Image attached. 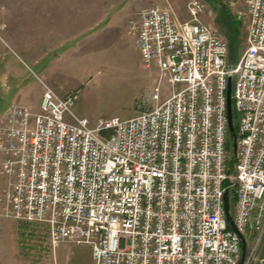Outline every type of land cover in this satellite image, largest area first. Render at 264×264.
Masks as SVG:
<instances>
[{"label": "built area", "instance_id": "built-area-1", "mask_svg": "<svg viewBox=\"0 0 264 264\" xmlns=\"http://www.w3.org/2000/svg\"><path fill=\"white\" fill-rule=\"evenodd\" d=\"M245 3L247 48L235 66L201 0H187V20L169 1L140 12L131 33L160 77L155 107L136 117L93 125L76 93L37 77L39 109L14 104L0 121V218L41 228L54 254L89 245L95 264H239L227 188L245 241L264 236V0ZM229 75L238 140L228 175Z\"/></svg>", "mask_w": 264, "mask_h": 264}, {"label": "rangeland", "instance_id": "rangeland-1", "mask_svg": "<svg viewBox=\"0 0 264 264\" xmlns=\"http://www.w3.org/2000/svg\"><path fill=\"white\" fill-rule=\"evenodd\" d=\"M55 1L59 2L60 6L63 3V7L69 8L70 12L73 9L87 11L85 8L95 5L97 10L100 7L101 13L98 14L96 11L85 16L71 15V25L79 24L78 33H81L82 37L79 40L70 38L71 44L69 48H65L69 50V57L55 65L51 73L53 83L49 85L61 95L76 93L77 114L89 118L93 125L101 119L115 117L129 119L151 111L155 107L153 94L159 82L160 72L156 67L148 68L143 63L131 27L133 21L138 20L142 10L156 3L165 4L166 1L176 8L182 20H187L189 19L187 0ZM201 1L207 8L202 20L217 30L227 42L229 62L232 31L226 20L239 22L233 56L240 60L247 48L249 26L245 0ZM99 32H103L105 36L94 43V46H87L85 52L78 53L76 42L92 35L97 36ZM230 64L233 66L236 63ZM37 90L36 82L31 81L27 86V96L24 95L21 99H24L22 103L29 104L27 102H30V99L33 103L37 99L33 93ZM169 95L170 87L165 81L162 99ZM2 188L3 182L0 178V192ZM232 208L234 212V202ZM246 244L245 264H260L264 258V236L259 244L253 240ZM0 264H95V262L89 245L65 243L60 245L54 254L41 228L0 218Z\"/></svg>", "mask_w": 264, "mask_h": 264}, {"label": "crops", "instance_id": "crops-1", "mask_svg": "<svg viewBox=\"0 0 264 264\" xmlns=\"http://www.w3.org/2000/svg\"><path fill=\"white\" fill-rule=\"evenodd\" d=\"M58 4L55 0H0V118L14 104L40 107L43 87L37 77L51 85L55 65L69 57V50L65 48H69L70 38L82 37L78 33L79 24L71 25V15L101 13L100 7L97 10L95 5L85 8L87 11L73 9L70 12L63 3ZM103 35L99 32L97 36L77 41L78 53L85 52L87 46H94ZM33 80L38 86L33 93L37 99L33 103L31 99L29 104L22 103L24 99H21L28 93L27 86Z\"/></svg>", "mask_w": 264, "mask_h": 264}, {"label": "water", "instance_id": "water-1", "mask_svg": "<svg viewBox=\"0 0 264 264\" xmlns=\"http://www.w3.org/2000/svg\"><path fill=\"white\" fill-rule=\"evenodd\" d=\"M234 78L233 75H229L228 77V90H227V101H228V115H229V131H230V140H231V158L229 160L227 173L231 174L232 169L234 167V163L236 161L237 155V132L235 129L234 121H233V101H232V91H233ZM225 211H226V219L232 230H234L242 240V258L239 264H245L246 261V251L247 244L243 235L238 231L234 219L231 212L230 205V190L227 188L225 190Z\"/></svg>", "mask_w": 264, "mask_h": 264}, {"label": "trees", "instance_id": "trees-1", "mask_svg": "<svg viewBox=\"0 0 264 264\" xmlns=\"http://www.w3.org/2000/svg\"><path fill=\"white\" fill-rule=\"evenodd\" d=\"M226 21L228 22L227 23L228 27L232 31L231 35H230V38H231V40H230V46H231V48H230V62L237 64L239 62V59L234 58L233 55H234V52H235V45H236V42H237V34H238L237 28H238L239 22L233 23L232 20H229V21L226 20ZM232 57H233V59H232ZM230 62H229V64H230ZM230 65H232V64H230ZM235 65H233V66H235ZM233 121H234L235 129H236V132H237L238 131V127H237L238 114L236 112L234 104H233ZM230 147H231V142H230ZM225 185L228 187V182Z\"/></svg>", "mask_w": 264, "mask_h": 264}]
</instances>
